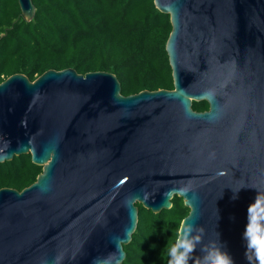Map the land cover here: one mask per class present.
Instances as JSON below:
<instances>
[{"label": "water", "instance_id": "obj_1", "mask_svg": "<svg viewBox=\"0 0 264 264\" xmlns=\"http://www.w3.org/2000/svg\"><path fill=\"white\" fill-rule=\"evenodd\" d=\"M153 2L170 16L173 89L124 96L115 74L73 68L0 82V163L42 166L0 188V264H121L137 205L174 195L189 208L178 232L195 223L192 239L249 264L245 229L253 243L264 230V206L249 208L264 194V0ZM18 4L31 20L32 0Z\"/></svg>", "mask_w": 264, "mask_h": 264}, {"label": "trees", "instance_id": "obj_2", "mask_svg": "<svg viewBox=\"0 0 264 264\" xmlns=\"http://www.w3.org/2000/svg\"><path fill=\"white\" fill-rule=\"evenodd\" d=\"M31 20L18 0H0V82L14 73L33 81L43 72L73 68L79 74L107 71L120 82L121 94L174 88L165 44L170 16L153 0H32ZM206 101H192L205 111ZM42 166L30 153L0 163V188L32 184ZM169 209L153 212L137 205L136 228L123 245L121 264H169L181 222L189 212L174 195Z\"/></svg>", "mask_w": 264, "mask_h": 264}, {"label": "clouds", "instance_id": "obj_3", "mask_svg": "<svg viewBox=\"0 0 264 264\" xmlns=\"http://www.w3.org/2000/svg\"><path fill=\"white\" fill-rule=\"evenodd\" d=\"M180 193H186L188 189H178ZM260 203L264 206V194L257 191L255 201L249 206L251 208L254 204ZM186 223V222H185ZM187 224V223H186ZM192 227L189 229L186 226L177 234V242L169 249V264H189V261H195L194 253L197 246H200V262L201 264H234L231 256L225 251L222 244L210 242L207 246L201 243V240L192 239L194 235L193 228L195 223H191ZM186 233V235H185ZM245 240V258L252 264H264V230L258 233L259 243H253L251 237L247 233V228L243 234ZM249 250L253 255L249 256Z\"/></svg>", "mask_w": 264, "mask_h": 264}, {"label": "flooded vegetation", "instance_id": "obj_4", "mask_svg": "<svg viewBox=\"0 0 264 264\" xmlns=\"http://www.w3.org/2000/svg\"><path fill=\"white\" fill-rule=\"evenodd\" d=\"M207 110V109H206Z\"/></svg>", "mask_w": 264, "mask_h": 264}]
</instances>
